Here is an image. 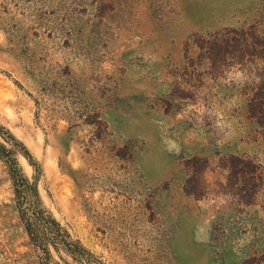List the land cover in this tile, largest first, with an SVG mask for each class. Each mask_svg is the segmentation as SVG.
<instances>
[{
  "label": "rangeland",
  "instance_id": "obj_1",
  "mask_svg": "<svg viewBox=\"0 0 264 264\" xmlns=\"http://www.w3.org/2000/svg\"><path fill=\"white\" fill-rule=\"evenodd\" d=\"M0 264H264V0H0Z\"/></svg>",
  "mask_w": 264,
  "mask_h": 264
},
{
  "label": "clouds",
  "instance_id": "obj_2",
  "mask_svg": "<svg viewBox=\"0 0 264 264\" xmlns=\"http://www.w3.org/2000/svg\"><path fill=\"white\" fill-rule=\"evenodd\" d=\"M224 76L237 87H244L246 84L258 85L261 83V77L257 76L256 73L249 72L247 67H241L238 64H234L231 67H226ZM213 126L216 128L217 132L224 138H227L233 130L231 121L223 118L220 113H217V118L214 120ZM164 143L166 146H169L174 145L175 141L166 138L164 140ZM168 150H178V145L176 146V148L168 147Z\"/></svg>",
  "mask_w": 264,
  "mask_h": 264
},
{
  "label": "trees",
  "instance_id": "obj_3",
  "mask_svg": "<svg viewBox=\"0 0 264 264\" xmlns=\"http://www.w3.org/2000/svg\"><path fill=\"white\" fill-rule=\"evenodd\" d=\"M26 231L28 232V234L31 236V238H32V236L34 237H36L37 236V231L36 230H34V228H33V225H31L30 223H28L27 222V228H26Z\"/></svg>",
  "mask_w": 264,
  "mask_h": 264
}]
</instances>
